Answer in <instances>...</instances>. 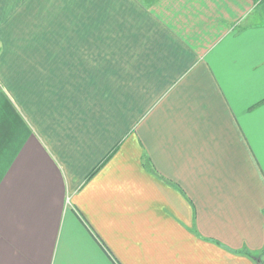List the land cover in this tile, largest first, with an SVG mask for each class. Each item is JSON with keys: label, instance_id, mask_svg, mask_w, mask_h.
<instances>
[{"label": "crops", "instance_id": "obj_1", "mask_svg": "<svg viewBox=\"0 0 264 264\" xmlns=\"http://www.w3.org/2000/svg\"><path fill=\"white\" fill-rule=\"evenodd\" d=\"M0 264H264V0H0Z\"/></svg>", "mask_w": 264, "mask_h": 264}, {"label": "trees", "instance_id": "obj_2", "mask_svg": "<svg viewBox=\"0 0 264 264\" xmlns=\"http://www.w3.org/2000/svg\"><path fill=\"white\" fill-rule=\"evenodd\" d=\"M147 166H148V168L151 169L152 171H155V170H154V167L152 166V164H151L150 162L147 163Z\"/></svg>", "mask_w": 264, "mask_h": 264}]
</instances>
